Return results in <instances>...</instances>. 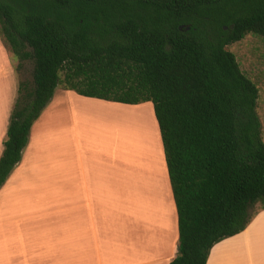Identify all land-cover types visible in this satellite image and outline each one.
Here are the masks:
<instances>
[{
  "label": "trees",
  "instance_id": "trees-1",
  "mask_svg": "<svg viewBox=\"0 0 264 264\" xmlns=\"http://www.w3.org/2000/svg\"><path fill=\"white\" fill-rule=\"evenodd\" d=\"M0 35L17 71L34 65L19 83L0 189L62 88L153 104L178 212L171 264H207L264 210L259 88L227 49L264 39V0H0Z\"/></svg>",
  "mask_w": 264,
  "mask_h": 264
},
{
  "label": "crops",
  "instance_id": "crops-1",
  "mask_svg": "<svg viewBox=\"0 0 264 264\" xmlns=\"http://www.w3.org/2000/svg\"><path fill=\"white\" fill-rule=\"evenodd\" d=\"M16 62L0 35V159L19 94ZM65 98L63 92H55L32 127L22 161L0 189V264H171L178 255L179 224L165 162L156 154L141 160L137 150L136 171L123 159L137 183L135 188L127 183L131 193L118 205L117 176L105 180L98 171L87 172V144H79L75 129L73 159L59 160L54 152V113ZM82 99L103 106L100 111L90 108L109 124H117L119 110L106 106L124 104ZM153 115L156 120L154 110ZM152 125L160 150L159 126ZM67 135L60 138V146L69 141L70 132ZM160 143L163 146L162 139ZM75 159L78 163L66 175L60 172V161L70 166ZM263 246L264 210H260L244 232L213 247L207 264H264L258 252Z\"/></svg>",
  "mask_w": 264,
  "mask_h": 264
},
{
  "label": "rangeland",
  "instance_id": "rangeland-1",
  "mask_svg": "<svg viewBox=\"0 0 264 264\" xmlns=\"http://www.w3.org/2000/svg\"><path fill=\"white\" fill-rule=\"evenodd\" d=\"M227 49L236 55L241 70L259 88L258 115L262 123L264 140V39L248 35L244 40L229 46ZM17 66L18 61L16 62V68ZM33 69V63H25L23 70L17 71L20 82L32 81ZM61 91L66 98L64 99V103L62 102V107L58 108L54 113V152L59 160L67 159V157L73 159V147L71 145L73 143V129H75V139L79 144H83V142L87 144V146L85 145L87 148V172L98 171L105 180L112 175L117 176L115 199L118 200V205H122L123 200L127 201V197L131 193V187L127 186V183L133 184L134 188L136 186L137 180L132 179L129 169H125L124 164L129 165L130 161L131 164L135 165V161L139 162V160H136L137 150L139 157H142L141 160L146 159L148 161L156 154L160 157L163 164L165 162V170H167L163 146L160 143L161 138L159 139L157 130L160 145V150H158V141L152 128L153 123L157 129L152 103L141 104L139 107L124 105H119V107L106 106L109 109L119 110L115 113L118 116L117 124L115 125V123L109 124L106 122V118L100 117L98 113L90 108L94 107L97 111H100V108L103 106L82 101L83 97H80L75 92L69 93L68 91V95L66 96V91L62 88L57 89L56 92L62 94ZM68 112H70V119L66 120L69 117ZM73 114L75 118L71 117ZM69 132V141L64 143L65 147L60 146L63 142L60 138L66 139ZM67 145L69 146L68 148ZM149 146L151 147L149 148ZM123 159L124 164H122ZM77 163L78 161L75 159L74 164L71 161V165L67 166L60 161V172L66 175L67 170ZM121 178L122 182H120ZM128 205L129 203L126 202L124 204L125 208ZM260 210L261 207L257 205L253 211L258 213ZM258 252L264 259V246Z\"/></svg>",
  "mask_w": 264,
  "mask_h": 264
}]
</instances>
